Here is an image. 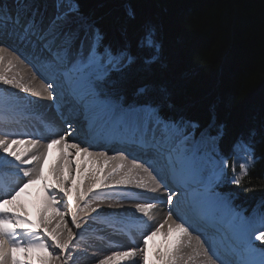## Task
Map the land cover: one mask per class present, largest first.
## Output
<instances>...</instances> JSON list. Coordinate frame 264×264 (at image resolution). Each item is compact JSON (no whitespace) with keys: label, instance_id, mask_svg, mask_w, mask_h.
Listing matches in <instances>:
<instances>
[{"label":"bare ground","instance_id":"1","mask_svg":"<svg viewBox=\"0 0 264 264\" xmlns=\"http://www.w3.org/2000/svg\"><path fill=\"white\" fill-rule=\"evenodd\" d=\"M4 47L0 264H264L251 238L259 227L213 212L198 178L102 131L62 96L47 99L52 69L18 43Z\"/></svg>","mask_w":264,"mask_h":264},{"label":"snow or ice","instance_id":"2","mask_svg":"<svg viewBox=\"0 0 264 264\" xmlns=\"http://www.w3.org/2000/svg\"><path fill=\"white\" fill-rule=\"evenodd\" d=\"M127 15L135 17L131 7ZM120 37L110 40L98 20L84 11L81 0H0V53L16 42L45 62L56 77L43 90L47 99L62 96L65 108L80 110L102 131L139 145L171 172L199 178L217 197L213 212L240 215L220 189L216 164L228 130L217 124L216 106H210L212 117L202 125L177 107L167 82L146 80L129 96L127 85L133 76L150 75L160 64L161 46L150 24L143 25L135 38L122 27ZM146 50L151 54L143 55ZM5 83L12 81L5 78ZM259 240L264 242V232Z\"/></svg>","mask_w":264,"mask_h":264},{"label":"trees","instance_id":"3","mask_svg":"<svg viewBox=\"0 0 264 264\" xmlns=\"http://www.w3.org/2000/svg\"><path fill=\"white\" fill-rule=\"evenodd\" d=\"M81 3L113 41L120 40L122 27L133 38L143 25L155 27L160 64L150 75L133 76L127 85L129 96L146 80L167 82L174 89L177 107L202 125L209 123V109L215 105L217 124H225L228 130L219 154L225 159L220 189L228 193L231 207L264 213V0ZM129 7L134 18L127 15ZM150 54V50L143 53ZM241 143L251 148L254 160L237 177L236 148ZM254 245L264 249L262 241Z\"/></svg>","mask_w":264,"mask_h":264},{"label":"rangeland","instance_id":"4","mask_svg":"<svg viewBox=\"0 0 264 264\" xmlns=\"http://www.w3.org/2000/svg\"><path fill=\"white\" fill-rule=\"evenodd\" d=\"M253 160H254V158H253V155H252L251 148L248 145L243 144V143L238 144V146L236 148V160H235L236 161V165L238 166L237 177L242 176L246 172L248 167L252 164ZM224 165H225V159L219 156L218 159H217V164H216V170L218 171L219 176L222 174ZM164 170L165 169H163V171ZM197 180H200V179L198 178ZM201 184L204 186L202 188V192L204 194L201 193V190H200V194H199L198 198L201 199V198H203L202 196H208V197H205V198L211 197L213 199L214 198L217 199V197H215L213 194L205 192L208 189V186L205 183L202 182ZM233 209H235L237 212L240 213V215H237V216H238V218H240L242 220L243 223L246 222L247 224H251V226L249 228L251 231H253V229L257 228V227H259L261 229L260 231L258 229H256V230H258V233H256V234L254 233L253 235H251L253 243H256V242L260 243L259 236H260L261 232H264V213H259V212L249 213L248 211H245V210H238L236 208H233ZM180 214L181 213H179V215ZM180 216H182V215H180ZM1 234L2 233H0V235ZM254 248L258 249L256 247H254ZM259 250H261L262 253H264V249L263 248H261V249L259 248Z\"/></svg>","mask_w":264,"mask_h":264}]
</instances>
